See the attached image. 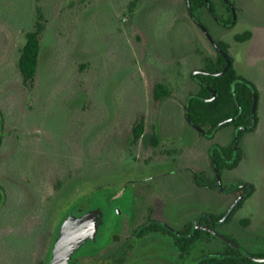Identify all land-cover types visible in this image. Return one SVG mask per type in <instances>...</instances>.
<instances>
[{"label":"rangeland","instance_id":"obj_1","mask_svg":"<svg viewBox=\"0 0 264 264\" xmlns=\"http://www.w3.org/2000/svg\"><path fill=\"white\" fill-rule=\"evenodd\" d=\"M131 1L0 0V185L5 199L0 264H47L63 216L90 206L96 197L106 196L110 215L103 242L119 227L121 219L114 220L119 207L130 221L140 208L152 213L148 194L160 207V219L185 221L225 212L233 199L226 191L237 182L250 184L254 193L219 231L264 256V0H235L242 12L232 32L220 31L210 16L201 17L212 37L229 45L236 72L254 84L257 94L258 123L240 138L244 159L229 173L230 181L224 179L225 192H195L185 170L196 168L190 159L168 167L147 165L168 158L171 148H184L186 156L205 153L236 134L225 127L212 141L201 138L196 145L185 123L186 98L199 90L192 75L216 53L209 44H199L202 37L184 0H140L130 11ZM39 6L48 25L35 87L27 90L17 62ZM246 32L250 39L234 40ZM157 82L168 83L173 95L155 109ZM140 116L144 137L132 146L131 129ZM154 126L162 132L157 148L151 141ZM152 176L154 182L146 180ZM117 193L119 201H107Z\"/></svg>","mask_w":264,"mask_h":264},{"label":"flooded vegetation","instance_id":"obj_2","mask_svg":"<svg viewBox=\"0 0 264 264\" xmlns=\"http://www.w3.org/2000/svg\"><path fill=\"white\" fill-rule=\"evenodd\" d=\"M184 2L190 22L202 37L198 40L199 44L201 43L202 46L204 43L209 44L216 53L215 59L206 58L204 68L195 71L192 75V78L199 86V92L202 89V80L198 78L199 75L208 76L213 74L214 76H219L227 72L231 66V61L233 64V60L229 55V45L222 37L217 40L212 37L208 28L202 22V15L210 16L216 26L220 28V31L232 32L240 22L242 8H237L235 0H184ZM248 33L250 32H246L245 35ZM242 36L236 35L234 40L241 42L240 38ZM224 47H227V50ZM220 56L226 61V66L219 73L209 72L208 63L212 62L215 64ZM227 59L230 62L229 66ZM211 92L213 95L212 99H217L218 93L215 90ZM190 95L187 96L185 101L184 117L186 125L191 128L192 138L196 136L194 144L197 145L201 138H207L212 141L216 133L225 127H232L236 134L235 137L225 146L216 145L209 147L205 153L203 150L195 151L192 155L189 154L190 157L186 156L184 148L176 150L171 148L168 151V158L166 157L163 161L156 160V162L152 160L147 165H153V168L158 165L168 167L170 164L176 165L180 163L185 158L188 161L190 159L193 164H196V168L192 167L190 170L188 168L185 170L189 172L187 182L194 188L195 192L216 189L224 190V179L228 183L230 181L229 173L236 170L244 159L239 148L240 138L244 133L253 130L256 123L254 113L244 114L242 116L244 122L241 124L236 125L234 123L241 116L231 117L222 121L217 129H211L207 125L203 126L194 123L190 117L186 116V110L189 111L186 104ZM161 102H154V108L157 109ZM253 120L254 123H252ZM244 127L248 128L245 129ZM153 138L158 139V145L154 146V148H157L162 139V132L159 126H154L152 129L151 140ZM177 140H173L170 144H175ZM239 158L238 165L231 168L230 165ZM146 180L154 182L156 176L148 177ZM139 181H142V179ZM226 192L233 199L227 201L225 212L217 216L202 213L192 220L185 221L175 220L167 222L160 219L161 217L157 213L160 207L153 203L150 197L151 194L147 196L149 200L147 205L152 212L149 215L150 211L140 208V214L130 221L124 215L123 207H119L118 220L120 221L121 219V221L117 231L109 237L107 243L102 247H93L76 255L71 264H264L261 261L264 256H257L248 251L239 243V237L237 238L232 233L225 235L219 231L220 227L232 223L234 216L242 209L245 201L253 195H250V193H254V188L248 183L237 182L236 186ZM99 198L96 197L95 202L88 207H86L87 204L85 207L82 206L81 211L94 207ZM119 199L120 197L117 193L110 195L107 201L116 202ZM250 222L247 219L245 227L250 228ZM106 231L107 226L105 225L99 232L101 239H104ZM111 244H114V246L110 248Z\"/></svg>","mask_w":264,"mask_h":264},{"label":"trees","instance_id":"obj_3","mask_svg":"<svg viewBox=\"0 0 264 264\" xmlns=\"http://www.w3.org/2000/svg\"><path fill=\"white\" fill-rule=\"evenodd\" d=\"M140 0H132L129 5V10L133 11ZM48 19L41 9L37 7L36 20L33 29L25 33V41L19 51L17 62L18 72L21 78L22 85L27 90H32L35 87L40 53L42 48V39L47 30ZM251 38L248 33L240 38L244 42ZM227 50V47H224ZM231 61V60H230ZM226 66V61L220 56L219 60L213 64L208 63V70L211 73H219ZM201 79L202 89L197 94H192L187 99V108L189 109L190 119L203 126H209L211 129H217L219 124L228 119L241 116L234 123L236 125L243 123L242 116L244 114L254 113L252 110L253 95L256 94L254 84L247 81L244 77L238 75L232 61L227 72L222 75L214 76H198ZM204 84V85H203ZM212 90L218 93V98L213 100ZM153 101L159 103L162 100L169 98L173 94V90L166 82L155 83L152 91ZM257 98V94H256ZM255 111V110H254ZM255 114V113H254ZM255 125L258 123L256 115H254ZM3 121V114L0 111V129ZM145 133V118L140 116L133 123L131 129V145L136 146ZM1 140V136H0ZM152 145H158V139L153 138ZM239 159L230 167H236ZM221 166V165H220ZM4 189L0 185V209L5 201L3 195ZM253 192L250 193L252 195Z\"/></svg>","mask_w":264,"mask_h":264},{"label":"water","instance_id":"obj_4","mask_svg":"<svg viewBox=\"0 0 264 264\" xmlns=\"http://www.w3.org/2000/svg\"><path fill=\"white\" fill-rule=\"evenodd\" d=\"M229 64L228 61V66ZM214 94L216 95L215 92ZM256 107L257 98L254 94L252 109L255 110ZM186 116L189 118L188 110ZM105 201L106 196H102L94 207L81 211V207L77 206L66 212L57 226L47 264H71L76 255L93 247L105 245L110 233L103 242L99 235L101 228L108 223L110 217ZM118 216L119 210H116L114 220ZM261 261L264 262V259Z\"/></svg>","mask_w":264,"mask_h":264}]
</instances>
